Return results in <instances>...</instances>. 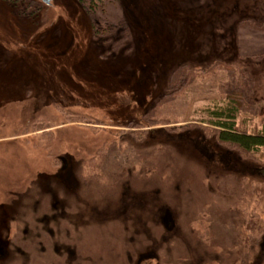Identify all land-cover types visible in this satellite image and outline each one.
Returning <instances> with one entry per match:
<instances>
[{
	"label": "rangeland",
	"instance_id": "374dc122",
	"mask_svg": "<svg viewBox=\"0 0 264 264\" xmlns=\"http://www.w3.org/2000/svg\"><path fill=\"white\" fill-rule=\"evenodd\" d=\"M90 1L0 7V264H243L264 149L210 121L241 65L236 128L264 131V0Z\"/></svg>",
	"mask_w": 264,
	"mask_h": 264
},
{
	"label": "trees",
	"instance_id": "16d2710c",
	"mask_svg": "<svg viewBox=\"0 0 264 264\" xmlns=\"http://www.w3.org/2000/svg\"><path fill=\"white\" fill-rule=\"evenodd\" d=\"M71 1L73 2V0ZM76 1H78V3L82 5V7L86 8L85 7L86 4L85 5L83 4L84 0L82 1L76 0ZM93 1L94 3H96V1L98 0H91L89 4L87 5V7L89 11L91 12V14L94 15L95 11L98 10V8L93 3ZM22 14H25V13H22ZM91 14L89 13L88 16L92 17ZM85 17L88 18L87 20L89 21V17H87V15ZM62 22L68 25L67 27H68L69 32L72 31V23L70 21L67 22L66 20H62V21L59 20V23H62ZM103 24H109V23L108 21H105ZM89 26L92 27L93 30H95L96 37L102 34L101 33V31H103L102 28L99 30H96L95 25L92 24L91 21H90ZM55 27H56V24L54 25V28ZM258 29H262V27L260 26ZM107 30L108 29H106V31ZM110 33H111V30L109 34ZM99 39H103V38L99 37ZM110 40H113V38L111 37L108 40V42ZM24 47H27V46H24ZM32 51L33 49L29 48V52H32ZM27 58L30 59V58H35V57L34 55L30 54L27 56ZM27 58H23L25 62L28 60ZM40 63L42 64V66L46 65V63L44 64L42 61H40ZM216 67L218 68L222 66L216 65L214 68ZM235 68L236 70L234 71L233 70L231 71L228 68L225 69L230 79L229 81L230 83L228 82L230 84L229 92H231L232 96L235 99L234 101L230 100L224 107H218V108L211 110L210 125L214 128L217 134V139L220 144L229 146L230 148H236L241 153L252 156L255 154H259L264 149V131H262L261 133H257V134H249L245 132H240L236 128V118L240 110L239 108L240 101L237 97L240 98V97L249 95L254 89V81L249 76V74H247L246 69L243 66L239 65ZM18 77L21 79V82H24L23 78H25V76L21 77L20 75ZM94 160L95 159H92V161ZM92 161H89V163H91ZM88 166L90 167V168H87L89 172L87 175H83V176L85 177L87 176V178L89 179L90 178L89 175L91 171L94 169L93 167H91V165H88ZM263 204H264V188L260 189L258 186H256V187L251 188L249 197L247 198L245 203L241 205L240 207L241 216L244 222V230L247 233V236L240 237L239 240L237 241L236 246L238 248V254H239L240 260L243 264H246L249 258L250 250L253 244L252 242L254 240L260 239L261 236L264 234V220L261 218L260 213H259L261 211L259 210V208Z\"/></svg>",
	"mask_w": 264,
	"mask_h": 264
},
{
	"label": "flooded vegetation",
	"instance_id": "af4514ba",
	"mask_svg": "<svg viewBox=\"0 0 264 264\" xmlns=\"http://www.w3.org/2000/svg\"><path fill=\"white\" fill-rule=\"evenodd\" d=\"M16 1L17 0H0V7H4L3 4H5V3L6 4H11V5H16ZM42 1L45 4H47V5L49 4L50 5L52 0H42ZM7 7H9V6H7Z\"/></svg>",
	"mask_w": 264,
	"mask_h": 264
}]
</instances>
